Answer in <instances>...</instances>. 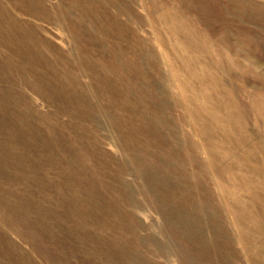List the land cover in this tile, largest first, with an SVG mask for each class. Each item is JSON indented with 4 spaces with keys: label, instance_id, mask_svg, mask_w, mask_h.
I'll return each instance as SVG.
<instances>
[{
    "label": "rangeland",
    "instance_id": "rangeland-1",
    "mask_svg": "<svg viewBox=\"0 0 264 264\" xmlns=\"http://www.w3.org/2000/svg\"><path fill=\"white\" fill-rule=\"evenodd\" d=\"M0 264H264V0H0Z\"/></svg>",
    "mask_w": 264,
    "mask_h": 264
}]
</instances>
